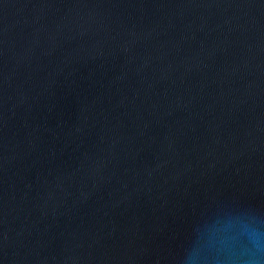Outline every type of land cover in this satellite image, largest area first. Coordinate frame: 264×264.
Segmentation results:
<instances>
[{
  "label": "water",
  "instance_id": "1",
  "mask_svg": "<svg viewBox=\"0 0 264 264\" xmlns=\"http://www.w3.org/2000/svg\"><path fill=\"white\" fill-rule=\"evenodd\" d=\"M0 264H264V0H0Z\"/></svg>",
  "mask_w": 264,
  "mask_h": 264
}]
</instances>
